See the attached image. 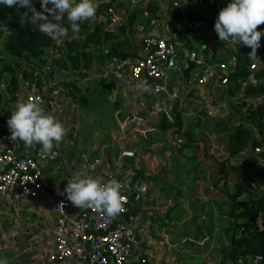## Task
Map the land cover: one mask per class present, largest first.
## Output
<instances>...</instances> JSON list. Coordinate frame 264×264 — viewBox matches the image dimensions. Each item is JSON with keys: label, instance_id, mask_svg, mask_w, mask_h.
<instances>
[{"label": "crops", "instance_id": "obj_1", "mask_svg": "<svg viewBox=\"0 0 264 264\" xmlns=\"http://www.w3.org/2000/svg\"><path fill=\"white\" fill-rule=\"evenodd\" d=\"M215 1L134 0L137 9L130 13L116 10L117 0L99 2L113 12L102 8L93 20L115 37L94 46L95 52L90 46L87 63L78 71H55L43 77L48 100L45 112L55 116L67 134L58 144L59 160L44 166L49 198L24 200L14 195L0 204V259L7 264H52L47 257L56 242L53 204L62 196L67 179L78 172L87 174L88 165L99 158L97 179L101 173L134 174L130 195L142 194L141 200L131 199L141 221L136 229L138 244L128 264H141L143 259L146 264H233L232 259L239 264L235 243L240 241V226L247 220L241 215L247 208L235 202L237 173L233 169L242 166L250 151L228 158L231 126L227 122L238 119L242 98L248 104L264 103V46L257 50L258 58L252 59L249 47L221 42L214 30L220 12ZM190 8L196 22L204 23L198 30L190 24ZM113 17L118 18L115 24ZM148 36L168 37L179 54L178 67L170 73L166 91L159 94H153L152 81L135 80L129 67L122 80L110 68L117 60L140 58ZM76 38L69 31L67 37L53 40L58 48L63 41ZM5 40L6 35L0 37V132L5 131L4 122L16 104L26 101L22 76L13 99L10 74H1L7 55ZM57 50L51 52V61ZM192 53L205 66H197L187 79L178 69L188 67ZM245 58L256 69L250 70V78L238 90L233 83L200 84L206 67L226 63L233 72ZM20 63L30 71L24 60ZM144 82L150 91H144ZM249 86L258 91L245 96ZM157 104L166 113L155 119L150 115ZM164 116L171 125L170 117L179 116L181 130L162 131ZM178 138L185 143L176 149L171 142ZM18 150L34 154V147L22 141ZM141 187L145 190L138 191ZM83 210L74 206L71 215L77 218ZM64 264L85 263L73 258Z\"/></svg>", "mask_w": 264, "mask_h": 264}, {"label": "built area", "instance_id": "obj_2", "mask_svg": "<svg viewBox=\"0 0 264 264\" xmlns=\"http://www.w3.org/2000/svg\"><path fill=\"white\" fill-rule=\"evenodd\" d=\"M229 0H216V11L219 12ZM2 6V5H0ZM112 13L113 10L109 9ZM264 33V26L258 29ZM261 41H264L262 36ZM236 44V43H234ZM179 54L175 44L168 37L148 36L142 42V56L135 61L117 60L110 66L113 76L122 80L124 70L129 67L135 80L146 79L153 83V94L165 92L170 79V73L178 67ZM197 66H205V61L196 53L189 57ZM218 68V69H217ZM255 70L256 66L252 65ZM220 70V72L218 71ZM45 75L51 73L48 65ZM232 73L229 65L222 63L218 67H206L199 79L201 85H210L214 81L221 85L229 84V76ZM43 80L34 78L23 80L22 89L26 93V101L31 98L39 99L41 107L45 110L48 104L43 92ZM166 113L159 107L151 112L152 118H158ZM4 122V132H0V204L5 203L14 195L20 199L42 200L49 198L48 188L43 183L44 166L48 163L55 164L60 156V149L56 145L51 154H45L41 145H34L33 155H24L18 150L19 140L13 141L7 121ZM174 122V118H171ZM184 139L178 138L171 145L178 149L184 144ZM102 164L101 159H95L87 167V175L97 179V172ZM134 174L119 177L115 173H101L99 180L108 182L115 179L122 184L121 194L126 197L125 211L115 217H108L106 213L93 208H85L81 214L74 218L71 211L74 205L67 200L66 194L62 195L53 204L55 212L56 242L54 248L48 254L47 260L52 264H64L68 260L77 258L85 264H128L133 258L135 247L138 244L136 229L141 221V216L133 212L130 192H132L131 180ZM70 177L68 180L72 179ZM139 186V184H138ZM135 193V191H133ZM244 196H241L240 200ZM135 200H141L142 194H135ZM61 202L64 206H59ZM257 256L255 262L262 261ZM146 264V260H141Z\"/></svg>", "mask_w": 264, "mask_h": 264}, {"label": "trees", "instance_id": "obj_3", "mask_svg": "<svg viewBox=\"0 0 264 264\" xmlns=\"http://www.w3.org/2000/svg\"><path fill=\"white\" fill-rule=\"evenodd\" d=\"M229 1L231 2V0ZM34 6L38 11L41 10L40 2H36ZM102 8L109 9V5H99L95 17L98 18ZM26 11L27 9L18 7L9 8L4 5L0 7V22L6 24L9 29V32L0 31V37L6 35L4 50L7 53L4 57L1 74H10L9 86L12 92L10 95L13 96V99H15L21 76L23 80L43 79L44 71L48 65L51 67L50 75L55 71L63 70L76 72L82 63H87L89 55L86 50L90 46L100 47L104 44L103 42L115 37L114 33L104 31L100 25H96L93 19L81 22L76 39L85 40L83 51H81V44L76 39L65 40L58 46L57 54L52 58V64H50L49 55L52 52L53 44L48 40L36 39L30 53L22 48L28 40V35L22 30V27L25 25L30 30L34 27V25L23 21V14ZM66 19L61 24L71 31L70 24ZM259 49L262 51V47ZM22 60L30 67V71L23 69V65L20 63ZM250 70H252L250 60L248 58L241 59L237 68L229 76V84H235L238 90L241 83L247 82L250 78ZM246 90L245 96L258 91L253 86L247 87ZM260 90L262 91L263 87ZM240 101L238 119L235 122L232 120L227 122L231 126V134L226 148L229 159L236 158L247 150L250 151V154L243 160L242 166L233 169L237 173L235 202L247 208L241 215L247 220L240 226V241L235 243L236 258L239 259V264H255L256 257L261 256L263 260L257 264H264V164L261 163L264 162V103L248 104L243 101V98ZM174 120L171 125L164 116L160 129L166 131L176 128L180 131L182 120L179 116H175ZM241 196L246 198L240 200Z\"/></svg>", "mask_w": 264, "mask_h": 264}, {"label": "clouds", "instance_id": "obj_4", "mask_svg": "<svg viewBox=\"0 0 264 264\" xmlns=\"http://www.w3.org/2000/svg\"><path fill=\"white\" fill-rule=\"evenodd\" d=\"M39 2L41 4L39 11L33 5V0H0V5L27 9L23 14V21L38 25V30L51 39L68 36V27L60 23L65 20V14L72 33L77 34L80 31V23L95 18L99 7V0L79 2L39 0ZM117 19L113 17V24ZM261 25H264V0H231L220 10L214 30L221 42L243 44L251 49L248 56L256 59L257 50L261 47V38L264 36V33L258 30ZM0 31L9 32L3 22H0ZM143 87L144 91H150L147 82H144ZM156 107L159 109V104ZM7 123L13 141H22L29 148L41 145V150L45 154H51L54 147L60 144L67 134L64 125L55 116L45 112L38 98L18 102ZM121 188L122 184L115 179L105 183L86 173L78 172L68 180L61 194H66L67 200L75 207L80 209L94 207L106 213L108 217H115L125 211L126 197L121 194ZM144 190L142 187L138 188V191ZM59 206H64V203L61 202ZM0 264H7V260L0 259Z\"/></svg>", "mask_w": 264, "mask_h": 264}, {"label": "water", "instance_id": "obj_5", "mask_svg": "<svg viewBox=\"0 0 264 264\" xmlns=\"http://www.w3.org/2000/svg\"><path fill=\"white\" fill-rule=\"evenodd\" d=\"M36 2H39V0H33V5H35ZM52 5L50 4L49 5V8H51ZM189 13L191 15V18H190V24L193 28V30H198L201 26L204 25V23H197L194 16H193V12H192V8L189 9ZM67 18V14H65L64 16V19ZM51 19V17H50ZM55 22V21H53ZM22 30H24L27 35H28V40H27V43L25 45L22 46V48L24 50H26L28 53L31 52V47L34 43V41L38 38H41V39H45V40H48L49 42H51L53 44V50L52 52H56V49H57V45L56 43L54 42L53 39H51L50 37H48L47 35L41 33L39 30H38V25L37 26H34V28L32 30L26 28V26L24 25L22 27ZM77 42H79L81 44V51H83V46H84V43H85V40H82V39H76ZM261 45L264 46V41L261 42ZM50 59L52 57V55L50 54L49 55ZM30 58H32V55H30ZM50 63H52V61H50ZM197 68V65L195 62L193 61H189L188 62V67L187 68H182V67H179L178 71L181 72L183 74V76L187 79H190V74ZM131 199L134 200V195H131ZM232 262L233 264H238V262L235 260V259H232Z\"/></svg>", "mask_w": 264, "mask_h": 264}, {"label": "rangeland", "instance_id": "obj_6", "mask_svg": "<svg viewBox=\"0 0 264 264\" xmlns=\"http://www.w3.org/2000/svg\"><path fill=\"white\" fill-rule=\"evenodd\" d=\"M117 3L119 5L116 6L117 11L122 10V11H128L130 13V11L137 9L136 8L137 6L134 4V0H125V3L123 2V0H117ZM92 49L94 50V52L97 51V49L94 46L92 47Z\"/></svg>", "mask_w": 264, "mask_h": 264}]
</instances>
